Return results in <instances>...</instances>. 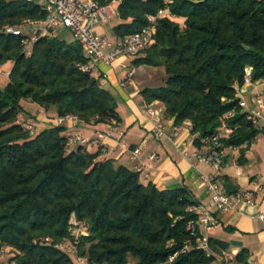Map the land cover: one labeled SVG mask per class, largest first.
Segmentation results:
<instances>
[{
    "label": "trees",
    "instance_id": "obj_1",
    "mask_svg": "<svg viewBox=\"0 0 264 264\" xmlns=\"http://www.w3.org/2000/svg\"><path fill=\"white\" fill-rule=\"evenodd\" d=\"M164 8L182 17V26L157 16ZM118 14L117 38L140 30L147 15L157 16L154 42L132 59L133 66L161 65L166 74L163 85L142 90L146 102L163 103L174 125L190 123L196 145L230 110L228 123L236 128L222 143L252 140L257 129L241 112L234 84L243 82L246 67L253 81L264 77V0H122ZM43 16L34 2L0 0V65L12 62L0 89V246L18 252L10 258L15 264H71L54 245L70 238L67 223L74 212L88 225L77 244L87 264H213L226 245L208 238L209 250L195 246L200 233H191L186 222L195 218L188 208L197 202L185 187L159 190L143 183L137 171L101 159L102 146L68 151L61 125L29 138L15 123L21 98L57 116L118 120L114 95L99 76L81 69L88 58L77 42L41 37L25 56L21 38L3 31L4 25ZM247 254L242 249L234 259L249 264Z\"/></svg>",
    "mask_w": 264,
    "mask_h": 264
},
{
    "label": "crops",
    "instance_id": "obj_2",
    "mask_svg": "<svg viewBox=\"0 0 264 264\" xmlns=\"http://www.w3.org/2000/svg\"><path fill=\"white\" fill-rule=\"evenodd\" d=\"M111 17H117V21L112 25L113 28L120 22V18L119 14ZM102 23L96 25L94 31L106 36ZM112 36L114 39L117 38L114 33ZM133 58L122 57L110 65L99 62L92 72L99 76L100 85L114 95L117 101V121L84 122L65 119L58 124L56 122L58 116L54 111L48 110L41 113L39 106L24 100L21 101V105L35 121L37 132L61 125L64 127L65 137L79 133L92 138L97 132L106 133L111 127H116L113 135L106 136L99 141V145L102 146L101 159H111L115 166H124L130 170H134L136 164L142 163L147 173L146 178L140 177L143 183L150 182L159 190L183 186L197 203L208 202L209 194L201 175L212 174L211 167L204 163L191 164L187 158L181 156L177 149L180 140L194 141L197 134L190 133L184 124H180L181 128L175 133L173 141L165 138L156 139L152 135V121L145 113V107L148 105L159 110L168 133L172 131L173 125V120L164 116L163 103L158 100L148 103L142 96V90L154 89L164 84L166 74L163 66L147 64L133 66ZM122 64L127 65L128 68H123ZM132 68L134 69L133 74L128 76V69ZM254 85L255 90L261 92L264 103V77L255 80ZM251 90V87H248L238 97L250 102ZM28 107H31L33 111H30ZM254 128L257 129V133L250 142L237 146L236 149L225 146L226 154L218 180L226 193L237 188L252 189L258 182L264 187V111L262 120ZM120 131L123 134L118 140L117 135ZM121 144L128 149L122 147ZM139 144L142 145L141 153L137 159H131V150ZM85 147L88 151L94 152L98 146L86 145ZM240 148L243 149L242 156H240ZM150 153H155L157 158L148 163L147 156ZM253 199V205L236 204L224 213H216L218 224L207 231H201L207 238L226 245L225 251L216 256L213 264H239L234 257L242 249H246L248 253L247 262L249 264H264V221L257 217L260 212L264 214V192L255 194Z\"/></svg>",
    "mask_w": 264,
    "mask_h": 264
},
{
    "label": "built area",
    "instance_id": "obj_3",
    "mask_svg": "<svg viewBox=\"0 0 264 264\" xmlns=\"http://www.w3.org/2000/svg\"><path fill=\"white\" fill-rule=\"evenodd\" d=\"M39 5L44 11L41 18H26L20 26L6 25L3 27L5 33H10L21 38V51L24 55L30 56L34 42L41 37H58L56 33L67 32L75 40L88 62L81 66L84 71L93 72L97 63L110 65L115 60L122 57H135L145 49L149 48L154 42L156 29V17L163 10L158 12L157 16L147 15L146 24L138 31L124 35L122 37L110 40L106 36L100 35L94 31L96 25L106 21L111 16L118 15V5L122 0H108L106 3H100L97 0H26ZM60 38V37H58ZM127 69L128 66L122 64ZM128 76L133 74L132 69H128ZM254 81L251 79V68H245V75L241 84H234L235 95L238 97L245 92V89L251 87L250 102L238 97V106L241 112L245 114L246 120L252 127H257L263 118L264 103L260 91L255 90ZM152 121V135L156 139H167L173 141L174 135L180 130L179 125H172V131L168 133L165 129V123L159 110L148 105L145 107ZM233 115V110L223 114L220 125L215 131L199 140L196 145L193 140L182 139L177 144L182 157L187 158L191 164L204 163L211 167L212 174L201 175L206 184L209 200L206 203H196L189 207L194 215V219L186 222V228L193 234L200 233L196 237L195 246L203 250H209L208 238L201 231H207L218 224L216 213H224L238 205H253L255 194L263 193L264 187L261 183H255L252 189L237 188L233 193H226L218 180V174L225 157V145L223 139L230 136L236 126L228 123V119ZM65 119L74 120V115L58 116L56 122L62 123ZM186 129L191 133L190 123H183ZM22 125L24 128L32 131L35 123L26 122ZM116 127H111L108 132H97L94 137L89 138L74 133L66 138V150H70L77 145H99V141L106 136H111ZM122 131L118 132L117 139L120 140ZM195 139V138H194ZM122 147L128 149L124 144ZM236 149L237 146H231ZM142 145L139 144L130 152L131 159H137L141 153ZM102 151V148H101ZM157 158L155 153L147 156L148 163ZM145 165L138 163L134 170L140 174V177L146 178ZM257 217L264 221L262 212ZM188 244L184 249H188ZM175 256V254H174ZM173 256L169 257L171 260ZM8 264H13L12 262Z\"/></svg>",
    "mask_w": 264,
    "mask_h": 264
},
{
    "label": "rangeland",
    "instance_id": "obj_4",
    "mask_svg": "<svg viewBox=\"0 0 264 264\" xmlns=\"http://www.w3.org/2000/svg\"><path fill=\"white\" fill-rule=\"evenodd\" d=\"M162 10L163 11L161 13H159V17L167 16L173 22L182 26V23H183L182 17H178V16H175L174 14H170L167 8H164ZM23 20H21L16 26H20L22 24ZM116 21H117V17H111L110 19L108 18L106 21H104V23H102L103 28H104V33H105L104 35H106L110 40H114V37L112 36V34H113L112 25ZM4 26H6V25H4ZM56 35L58 37H60L61 39L66 40L67 42L75 41V40H73V38L70 36L69 33L64 32V31L58 32V33H56ZM142 53H145V52L142 51L140 54H142ZM11 67H12L11 61H8V62L0 65V89H3L5 84L7 83L8 73H9ZM132 70H134V69L132 68ZM23 100L37 105L30 98H21L19 100V104L21 106V111L18 112L16 119H15V123L18 124L20 127H22L25 131H27L29 138H32L37 133H39L40 131L37 132L36 126H33L32 131L23 127L22 122L26 123L29 121V122L35 123V121L31 119L30 113L28 114L27 111L24 109V107L21 105V101H23ZM37 106H39V105H37ZM39 107H40L39 110L41 111V113H45L46 111H48L41 106H39ZM28 109L30 111H33V109H31V107H28ZM49 110L51 111L52 109H49ZM74 120H80V119L77 116H75ZM77 134H79V133H77ZM82 136H84V135H82ZM67 137L68 136H66V138ZM65 144H66V140H65ZM188 210H189V208H188ZM67 225H68V233L70 235V238L62 239V240L56 242L54 246L56 248H58L61 252L65 253L71 259V264H87L86 258L78 256L77 244L79 243L81 237L87 236L88 225L85 222L78 220L76 218L74 212H72L70 214ZM44 239L45 238H42V239H40V241H44ZM34 242L37 243L35 240H34ZM17 254H18V252L15 249H13L7 245L2 244L0 246V264H8L10 262L15 264V259H10V258H12L13 256H15Z\"/></svg>",
    "mask_w": 264,
    "mask_h": 264
}]
</instances>
